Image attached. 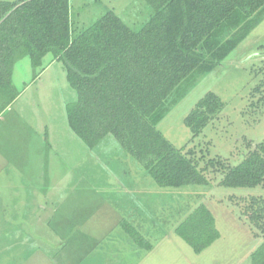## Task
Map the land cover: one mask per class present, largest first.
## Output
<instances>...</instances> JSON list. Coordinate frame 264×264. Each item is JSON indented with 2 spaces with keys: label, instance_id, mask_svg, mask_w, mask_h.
<instances>
[{
  "label": "trees",
  "instance_id": "1",
  "mask_svg": "<svg viewBox=\"0 0 264 264\" xmlns=\"http://www.w3.org/2000/svg\"><path fill=\"white\" fill-rule=\"evenodd\" d=\"M145 1L152 13L134 29L112 9L78 27L70 0H0V93L14 88L12 72L21 58L30 57L33 67L42 69L59 60L77 92L66 104L68 124L89 150L99 151L108 137L116 138L120 146L116 143L114 151L132 158L148 183L159 188L214 181L228 188L264 187V140L254 143L244 137L238 161L213 156L212 142L204 141L205 128L216 123L226 106L216 92H206L186 115L192 135L183 146L158 128L193 86L264 20V0ZM253 72L259 82L248 94V112L255 113L264 109V67ZM15 96L12 92L1 107ZM228 198L253 237L262 239L250 254L251 264H264V194ZM145 206L140 213L157 222L159 208L151 202ZM191 212L176 231L197 252L217 231L206 205ZM123 226L140 246L151 247L132 222Z\"/></svg>",
  "mask_w": 264,
  "mask_h": 264
},
{
  "label": "rangeland",
  "instance_id": "2",
  "mask_svg": "<svg viewBox=\"0 0 264 264\" xmlns=\"http://www.w3.org/2000/svg\"><path fill=\"white\" fill-rule=\"evenodd\" d=\"M70 7L75 20L80 16L77 21L78 27L89 26L113 8L112 10H115L114 12L120 15L124 22L134 29H139L148 21L152 13L151 6L145 0H71ZM263 44L264 20L219 66L206 74L166 114L164 119L158 124V128L164 135L178 147L187 143L192 133L185 124L186 115L206 92L214 91L226 102V106L216 123L214 125L209 124L202 135V137H205L204 141L210 140L212 142L210 147L213 156L220 154L225 158L230 156L232 161H238L239 152L245 149L244 137L251 139L254 143L264 140V109L255 113L248 112L250 108H248V103L250 102L248 94L251 87L259 82V76H254L253 69L264 67V52L258 53L260 46ZM49 61L50 56H47L45 62ZM25 67L28 68L26 77ZM32 69L31 66L27 67V63L22 61L17 77L18 85L19 87L29 86V88L27 93L22 95L20 102L24 104L23 107L26 110L31 106L30 108L35 114L38 113V109L34 110L33 105L35 102L38 103V106L41 105L43 108L41 116L45 119L50 117L48 118L50 124L56 126L58 121L61 122V120L66 119L63 114L62 104L74 101L77 98V92L68 82L67 72L64 73L65 66L62 62H58L51 72L36 81H34L35 76L43 69ZM32 71L33 77L31 78ZM51 75L54 84L50 82ZM44 84L47 86L46 89H43ZM26 110H23V112H26ZM116 143H119L116 138L108 137L107 141H104L105 146L101 150H106L111 154L99 150L96 158L94 156V159L99 162L98 165H102V168L105 169L104 171L97 166L88 167L86 163L83 164L82 170L79 167L80 173L77 172V175L82 174V177L90 184H96L101 183L104 179L107 181L109 173V177L111 175L109 182L115 185L117 176H115L114 172L116 170L117 172L121 171V166L114 160L113 155ZM118 145L120 146V143ZM82 156H87V161L91 159L90 154H85V152ZM75 165H77L76 162ZM132 166L131 172L135 173L137 165L134 160L130 163V167ZM143 176L145 177V182H142ZM124 179L126 180V177ZM139 179L141 182L139 180H136L137 182L133 181V184H130V189L133 188L132 185H150L147 183L148 179L145 171L143 175L140 174ZM116 185H119V183ZM64 187L66 188L67 186L64 185ZM62 189L63 187L60 189V196L64 194L61 192ZM152 191L156 193V207L160 210L161 221L156 225L147 223L146 227L142 225L143 229L141 228L142 232L144 230L151 232V236L147 233L145 234L150 237L148 238L150 244L156 246L155 248L151 245V250H149L151 253L147 255V261H150L151 264L154 257L157 261L156 264H251L250 254L260 244L262 239L253 237L248 223L244 221L245 218L240 217L238 208L230 202L228 196L231 194L238 196L264 194V187L253 189L228 188L221 186L218 181H214L211 185L206 186L155 188ZM133 193L137 196L140 205L136 208L145 209V205H149V199H151L147 194L148 191L143 192L141 190L139 193L133 190ZM201 205H206L213 214L214 228L217 231V235L200 251L196 252L177 233L176 229L179 223L192 213L191 211L194 208H198ZM125 207L124 205L123 208ZM144 215L145 213L141 218ZM41 224L44 225V223ZM44 231L52 240L57 239L49 227H44ZM139 232L138 234L140 235L141 231ZM126 239L120 241L121 244L114 251L118 252L117 249H120L125 252L123 254L133 258L135 253L132 249H135L137 242L133 237H130V247L128 249ZM7 241L8 239H0V246ZM38 245H42V243L37 242ZM34 246L36 247V244ZM8 251L9 247L6 253L0 252V262L3 259H8ZM117 255L115 253V256ZM34 257V261H37L35 263L50 264V259L40 252L35 253ZM96 260L102 261V255L99 250L89 255L86 263L83 264H102ZM3 264H8V260L3 262Z\"/></svg>",
  "mask_w": 264,
  "mask_h": 264
},
{
  "label": "crops",
  "instance_id": "3",
  "mask_svg": "<svg viewBox=\"0 0 264 264\" xmlns=\"http://www.w3.org/2000/svg\"><path fill=\"white\" fill-rule=\"evenodd\" d=\"M79 18L80 16L75 21ZM22 61L27 63V67L38 70L33 67L28 56L16 61L12 72L14 88L5 87L0 93V239H8L0 246V252L6 253L9 247L8 259H3L0 264L6 260L8 264H34L37 262L34 261L37 252L48 257L50 264H83L89 255L98 250L102 261H96L102 264H151L147 261L151 247L146 248L136 243L135 249H132L135 253L133 258L123 254L125 252L120 249H117L118 252L114 249L126 238L128 249L130 247L132 234L123 226L126 221L132 222L141 231V236L149 241L150 237L145 233L151 236V232H142V225H156L161 219L155 222V217L146 220L144 215L141 218L140 208H136L140 205L133 190L139 193L141 190L148 191L151 198L149 201L156 207V193L152 190L159 187L132 185L133 188L130 189L133 181L141 182L139 177L140 174L143 175V171L136 168L135 173L131 172L133 166L130 167V163L133 159L123 152H115L116 148L113 152L114 160L121 166V171L114 172L117 176L115 185L109 182V173L107 181L104 179L96 184H90L82 174L77 175V172L80 173L79 167L82 170L86 163L88 167L97 166L105 170L94 159L99 151L89 150L70 128L66 120L65 102L62 110L66 119L58 121L56 126L50 124V117L45 119L41 116L43 108L38 103L33 105L34 110L38 109L36 114L31 106L28 110L23 107L20 100L29 86L18 85L17 77ZM58 62L61 61H50L35 76L34 81L51 72ZM24 71L26 77L28 68L25 67ZM50 79L51 84H54L52 75ZM46 88L44 84L43 89ZM12 92L16 95L15 99L4 108L1 107L2 100L6 101ZM84 152L90 154L91 159L87 161V156H82ZM143 178L142 182H145V177ZM61 187L63 196H60ZM44 227L52 229L57 239L49 238ZM121 238L123 239L119 240ZM37 242L42 245L37 246ZM156 263L154 257L152 264Z\"/></svg>",
  "mask_w": 264,
  "mask_h": 264
}]
</instances>
